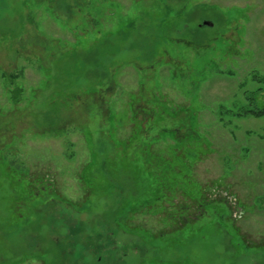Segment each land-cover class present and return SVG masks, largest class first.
<instances>
[{"label":"rangeland","instance_id":"rangeland-1","mask_svg":"<svg viewBox=\"0 0 264 264\" xmlns=\"http://www.w3.org/2000/svg\"><path fill=\"white\" fill-rule=\"evenodd\" d=\"M253 108L264 0H0V264H264Z\"/></svg>","mask_w":264,"mask_h":264},{"label":"trees","instance_id":"trees-1","mask_svg":"<svg viewBox=\"0 0 264 264\" xmlns=\"http://www.w3.org/2000/svg\"><path fill=\"white\" fill-rule=\"evenodd\" d=\"M16 92H17L16 94H18V91L17 90H16ZM245 113L250 114V115H253L255 117H264V108H262V109H260V108H253V109L247 110Z\"/></svg>","mask_w":264,"mask_h":264},{"label":"water","instance_id":"water-1","mask_svg":"<svg viewBox=\"0 0 264 264\" xmlns=\"http://www.w3.org/2000/svg\"><path fill=\"white\" fill-rule=\"evenodd\" d=\"M205 24H206V25H213V24H212L211 22H209V21H206Z\"/></svg>","mask_w":264,"mask_h":264}]
</instances>
